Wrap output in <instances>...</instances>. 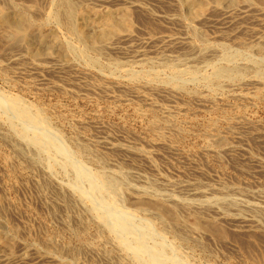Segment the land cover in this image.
Here are the masks:
<instances>
[{"label": "rangeland", "instance_id": "obj_1", "mask_svg": "<svg viewBox=\"0 0 264 264\" xmlns=\"http://www.w3.org/2000/svg\"><path fill=\"white\" fill-rule=\"evenodd\" d=\"M70 1L76 14L69 23L61 0H0L1 9L26 7L60 41L47 50L36 27L17 45L0 28V42L6 41L0 44V264H264V0H205V15L196 19L183 0ZM93 8L129 12L100 50L77 33L78 17ZM32 46L42 54L32 56ZM15 95L33 114L41 108L44 121H27L13 114L14 104L1 105ZM98 175L118 182L101 189ZM141 185L188 230L167 214L125 215L139 207L132 191ZM195 190L210 192L203 199ZM252 203L262 208L240 210ZM117 211L124 220L131 216L124 230L111 218ZM240 214L257 225L240 222Z\"/></svg>", "mask_w": 264, "mask_h": 264}, {"label": "bare ground", "instance_id": "obj_2", "mask_svg": "<svg viewBox=\"0 0 264 264\" xmlns=\"http://www.w3.org/2000/svg\"><path fill=\"white\" fill-rule=\"evenodd\" d=\"M223 0H213V2L216 4V5H218L219 3H221ZM61 2L62 3H60L61 5H63V10H62V13L64 14V16L66 17V19L65 18H62V20L63 19H65L67 22H69L70 23V21L74 18L73 16H74V14H76V12H75V7L76 6H73L72 5V3H70L71 1L70 0H61ZM183 2H184V6L188 9V11H189V15H190V17L192 18V19H196V18H199V17H202V16H204L205 15V8L208 6V2H206L205 0H183ZM232 2H237V3H240V2H248L247 0H232ZM75 4V3H74ZM24 5V4H23ZM11 6H12V10H9V8L8 7H10V6H8L6 9L7 10H5V9H1L0 8V28H2L3 29V34H2V37L5 39V40H7V42H10V43H12V42H17L16 44L18 45V44H21V43H19V42H21V41H23L25 38H26V31L29 29V28H32V29H34V30H36L35 28L37 27V31H38V35H39V43L40 44H42L41 46L42 47H44L43 45H46V46H48L46 49L47 50H52V49H49V48H52V47H55V44H57V42H60V41H57V36H55V35H57V34H55L54 33V31H52L55 35H53V33L52 34H49L48 33V35L47 34H45L44 33V31H42L41 30V25H37V23H35L31 18H30V16L28 15V13H27V9H26V7L24 8V7H20L21 6V4H19V6H17V5H13V3H11ZM30 6H31V4H30ZM33 6H35V5H33ZM216 7V6H215ZM28 8V7H27ZM32 6H31V8L29 9V11L30 10H32ZM90 7H88V9H89ZM35 8H33V10H34ZM60 9V8H59ZM87 9V10H88ZM119 10V9H118ZM37 11V10H36ZM92 11V12H91ZM90 11V13L88 12V13H81V15L78 17V18H80V20H81V27L79 28L78 26V30H77V33H78V36H79V39L81 38L82 40H90V42H91V45H92V48L91 49H94V48H99V50L101 49V48H103L104 46H106L107 45V39H109V37H111V36H113V37H115L114 35H118L117 34V32L119 31V29H120V25L122 24V19L121 18H124V17H126V16H128V18H129V15H128V13L129 12H127L126 10H124V9H122V10H120L121 12H117V11H114V9L113 10H102V11H99V10H96L95 8H93V10H91ZM60 12V11H59ZM58 12V14H60ZM78 12V11H77ZM31 13H33V12H31ZM62 17V16H61ZM121 17V18H120ZM48 19V18H47ZM41 20V19H40ZM49 20V19H48ZM75 20H76V18H75ZM79 20V19H78ZM46 21V20H45ZM64 21V20H63ZM66 22V23H67ZM75 22V21H74ZM80 22V21H79ZM41 23V22H40ZM65 23V24H66ZM77 23V22H76ZM44 24H46V23H44ZM72 24V23H71ZM80 24V23H79ZM68 25H70V24H68ZM123 28H126L125 27V25L123 26ZM122 28V29H123ZM71 29V28H70ZM89 29H95V34H90L91 33V31L92 30H89ZM47 30V29H46ZM45 30V31H46ZM90 31V32H89ZM31 32V31H30ZM34 32V31H33ZM33 32H31V33H33ZM72 32H73V30H72ZM75 32V31H74ZM2 32H0V34H1ZM35 33V32H34ZM33 33V34H34ZM47 33V32H46ZM29 34V33H28ZM74 34V33H73ZM76 34V33H75ZM31 35V34H30ZM126 35H128V34H123V35H120L121 37L122 36H126ZM29 36V35H28ZM77 36V35H76ZM2 37H0V40H1V38ZM113 37H111V38H113ZM2 38V39H3ZM28 38V37H27ZM26 38V39H27ZM4 40V41H5ZM30 40V39H29ZM81 40V41H82ZM4 41H1L0 42V44L1 45H3L5 42ZM12 41V42H11ZM38 41V40H37ZM97 41H100V43H101V45L100 46H98L97 45ZM4 42V43H3ZM26 42V41H25ZM28 42V41H27ZM83 42V41H82ZM87 42H89V41H87ZM15 43H13L12 45H14ZM6 44V43H5ZM9 44V43H8ZM16 44H15V46H16ZM31 44H32V42H31ZM31 44H30V46H31ZM88 44H90V43H88ZM11 45V44H10ZM59 45V44H58ZM61 45V44H60ZM63 45V44H62ZM5 46V45H4ZM30 46H28L29 47V49H30ZM90 46V45H89ZM27 47V48H28ZM61 47V46H60ZM130 47H132V46H130ZM7 48V47H6ZM34 48H35V46H34ZM39 48V47H38ZM37 47H36V49H33V46H32V52H31V54H33L32 56H34L35 54H37V56H40V49H38ZM57 48V47H56ZM71 48V47H70ZM129 48V47H128ZM43 49H45V48H43ZM59 49V48H58ZM63 49V48H62ZM61 50V49H60ZM98 50V49H97ZM43 51V50H42ZM69 51V50H68ZM82 51H84V50H82ZM50 52V51H49ZM64 52V49H63V51H62V54H64L63 53ZM66 52H67V50H66ZM137 52H139V51H137ZM83 53V52H82ZM85 53V52H84ZM39 54V55H38ZM41 54H42V52H41ZM49 54V53H48ZM51 54V53H50ZM66 54V53H65ZM67 55V54H66ZM14 56V55H13ZM13 56H12V58H13ZM36 56V55H35ZM65 57V56H64ZM13 59H16L17 60V57L15 58H13ZM13 59H11V60H13ZM1 65V64H0ZM221 71H222V69H220ZM225 70V69H224ZM220 72V71H219ZM219 72H215V74L216 73H219ZM223 73H226V72H224V71H222ZM221 73V72H220ZM219 73V74H220ZM240 73V72H239ZM218 74V75H219ZM237 74V73H236ZM212 76H215V75H212ZM222 76V75H221ZM220 76V77H221ZM239 76V75H238ZM150 77V76H149ZM219 77V76H218ZM219 77V78H220ZM223 77V76H222ZM210 78H211V76H210ZM218 78V79H219ZM216 79V78H215ZM214 81V80H213ZM216 81H217V79H216ZM215 82V81H214ZM260 83H262V82H260ZM218 84V83H217ZM179 85V84H178ZM262 85H263V83H262ZM177 86V85H176ZM183 87H184V85H183ZM2 96V95H1ZM16 96V95H15ZM7 97V96H6ZM9 98V97H8ZM7 98V99H8ZM1 99V98H0ZM3 99V98H2ZM1 101V100H0ZM3 101H6V100H3ZM20 101H22V100H20L19 99V96H18V98H17V96L16 97H12V96H10V98L7 100V102H1V105L3 106V105H5V104H7V105H9L10 107L12 106V104H14V106H16L15 108H13V114L15 115H17V116H19V117H22V118H26L27 119V121L29 120V121H36V122H39V121H42L41 119V114L42 113H40L39 111L41 110L42 111V109L40 108V110L38 111H36L35 112V114H33V110L31 109V107H29V106H31V105H22L21 104V102ZM6 106V105H5ZM12 108V107H11ZM1 109V108H0ZM5 110H6V108H5ZM9 109H7L6 111H7V113L8 112H10V110L8 111ZM6 111H5V113H6ZM35 111V110H34ZM6 113V114H7ZM10 114L11 113H8V117H12V118H14V115H11L10 116ZM11 118V119H12ZM18 118V117H17ZM9 119V118H8ZM10 119V120H11ZM9 120V121H10ZM26 121V122H27ZM43 121H44V119H43ZM42 121V122H43ZM12 122V121H11ZM47 123V122H46ZM11 125H13V124H11ZM36 125H38V124H36ZM35 125V126H36ZM34 126V127H35ZM41 126V125H40ZM42 126H44V125H42ZM38 127V126H37ZM36 128V127H35ZM39 128V127H38ZM41 128V127H40ZM43 128V127H42ZM42 128H41V130H42ZM16 129V128H15ZM14 129V130H15ZM17 130V129H16ZM16 130H15V133H16ZM44 130V129H43ZM38 131V130H37ZM39 132H40V130H39ZM47 132H43V134H46ZM21 135H23V133H21ZM37 135H39L38 133H37ZM46 135H48V134H46ZM26 136V135H25ZM28 136V135H27ZM19 137V136H18ZM22 137H24V135L22 136ZM219 137V136H218ZM25 139L27 138L28 139V141H29V138L28 137H24ZM49 138V137H48ZM51 139V138H50ZM20 140V139H19ZM22 140V142H23V140L24 139H21ZM31 140V139H30ZM34 139H32L31 141H33ZM39 140L41 141V142H43V143H50V141L46 138V137H44V136H41V137H39ZM39 140L37 141V142H39ZM216 140V139H215ZM218 142L219 141H221V140H217ZM35 142V141H34ZM33 142V143H34ZM18 143V142H17ZM27 144L26 143V141H24L22 144L23 145H25V144ZM29 143V142H28ZM43 143H42V145H43ZM19 144V143H18ZM22 144H19V145H22ZM31 143H29V145H30ZM32 145V144H31ZM34 145H36V142L34 143ZM37 145H39L40 146V142L39 143H37ZM57 145H59V144H57ZM171 145V144H170ZM169 145V146H170ZM26 146V145H25ZM172 146V145H171ZM23 147V146H22ZM34 147V146H33ZM36 147V146H35ZM112 147H117V149L119 148V149H121V150H123V151H126V152H134V153H138L139 154V150H134V149H132V147H129V146H127V145H121V146H117V145H112ZM20 148V147H19ZM24 148H27V146L26 147H24ZM44 148V147H43ZM51 149H52V147H50ZM170 148V147H169ZM173 148V147H172ZM18 149V148H17ZM16 149V150H17ZM38 149H40V148H38ZM53 149H54V146H53ZM56 149V148H55ZM58 149H60V148H58ZM171 149V148H170ZM175 149V148H174ZM232 149V148H231ZM24 150V149H23ZM54 151V150H53ZM65 151V150H64ZM67 151V150H66ZM26 152V151H25ZM24 152V153H25ZM143 152V151H142ZM22 153V152H21ZM57 153V152H56ZM141 153V152H140ZM65 154V153H64ZM24 155V154H23ZM60 155V154H59ZM66 155V154H65ZM70 155V154H69ZM145 155H146V153H145ZM64 157V156H63ZM147 157V156H146ZM68 160H70V159H68ZM51 166H53L52 164H51ZM52 169V168H51ZM112 171V170H111ZM113 171H115V170H113ZM119 171V170H118ZM120 172V171H119ZM118 172V173H119ZM122 172V171H121ZM127 172H129V171H127ZM131 172V171H130ZM123 174H125L124 172H122ZM122 173L120 174V175H122ZM109 174V173H108ZM111 174H114V175H116L115 173H111ZM87 175V174H86ZM84 173H83V176H86ZM104 175H106L105 173H104ZM126 175H128V173H126ZM142 175V174H141ZM140 175V176H141ZM112 176V175H111ZM117 176H119V174H117ZM122 176H125V175H122ZM96 178H95V185L96 186H101V189H107L111 184H116L117 182H112V181H110L109 179V177H104L103 175H98V176H95ZM114 177V176H113ZM120 177V176H119ZM84 178V177H83ZM108 178V179H107ZM122 178V177H121ZM127 178V177H126ZM138 178H140V177H138ZM80 179V178H79ZM119 179V178H118ZM123 179H125L124 177H123ZM145 179H146V177H145ZM148 179V178H147ZM81 180V179H80ZM79 180V181H80ZM83 180V179H82ZM81 180V181H82ZM122 181V180H121ZM149 181V180H148ZM112 182V183H111ZM83 183V182H82ZM92 183V182H91ZM128 183V182H127ZM168 183V182H167ZM125 184H126V182H125ZM128 184H130V183H128ZM140 184V183H139ZM139 184H137V186L139 185ZM142 184V183H141ZM94 185V184H93ZM120 185H122V182H120ZM127 185V184H126ZM131 185H133V184H131ZM134 185H136V184H134ZM144 185H146L145 183H144ZM168 185H169V183H168ZM130 186V185H129ZM172 186V185H171ZM189 186V185H188ZM61 187V186H60ZM83 187V186H82ZM132 187V186H131ZM145 187H147V185L145 186ZM143 185H141V187H138V188H135V190L134 191H132V192H135V194H136V196H137V200H138V202H139V207L136 209L135 208V210H129V211H127V209L125 210L126 212H125V215L126 214H132V215H134L135 214V212H138L139 211V213H140V211H144V212H146V213H149V212H151V213H154V214H157V215H159V216H161L162 218H163V216L164 215H166L167 214V207L165 208L164 207V205L163 204H161V203H158V201H153L152 199H154L155 198V196L154 195H152L154 198H152L151 196H150V192L148 193V191H149V189H148V191H147V189L145 188ZM192 187V186H191ZM126 188V187H125ZM125 188H123V190L125 189ZM78 189H79V187H78ZM82 189V188H81ZM101 189H98V190H101ZM130 189H132V188H130ZM130 189H128V190H130ZM150 189H153V188H150ZM196 189H202V188H196ZM97 190V189H96ZM123 190H121V192L123 191ZM158 191V190H157ZM207 191H209V190H207ZM207 191H205V190H195L194 191V195H200V197L202 196L203 197V199H205V196H207L208 195V193H207ZM99 192V191H98ZM105 192L106 191H104V194H103V197H104V195H105ZM128 192V191H127ZM130 192V191H129ZM160 192H163V191H160ZM191 192H192V190H191ZM210 192V191H209ZM89 193H90V191H89ZM88 193V194H89ZM95 193V192H94ZM153 193V192H152ZM164 193V192H163ZM166 193H167V191H166ZM169 193V192H168ZM193 193V192H192ZM99 194V193H98ZM102 194V193H101ZM165 194V193H164ZM164 194H161L160 193V195H164ZM173 194V193H172ZM80 195H81V193H80ZM89 195H91V194H89ZM88 195V196H89ZM93 195V194H92ZM94 195H96V194H94ZM100 195V194H99ZM157 195H159L158 193H157ZM168 195V194H167ZM78 196V195H77ZM81 196H84L83 195V193H82V195ZM86 196V195H85ZM87 196V198H89ZM169 196H171V195H169ZM72 197H74V196H72ZM92 199H94L92 196H90ZM101 197V196H100ZM158 197V196H157ZM161 197V196H160ZM165 197H167L166 195H165ZM164 197V198H165ZM173 197V196H172ZM209 197H210V195H209ZM208 197V198H209ZM86 198V199H87ZM136 198V197H135ZM151 198V199H150ZM169 198V197H168ZM193 198V197H192ZM194 198H195V196H194ZM208 198H207V201H208ZM217 197H215V200H217V202L218 201H220V200H218V199H216ZM225 197H223V199H224ZM233 198V197H232ZM80 199V198H79ZM85 199V198H84ZM83 199V200H84ZM92 199H90V200H92ZM95 199H97V198H95ZM166 199V198H165ZM170 199V198H169ZM229 199V198H228ZM237 200H238V198H236ZM242 199V198H241ZM241 199H239V200H241ZM77 200V199H76ZM114 200V199H113ZM113 200H111L110 201V203L109 204H111L112 206H111V209H114V208H112V207H115L116 208V210H118V211H120L121 209H119L117 206H116V204H115V202L113 201ZM155 200V199H154ZM171 201H169L168 199H166V201L168 202H171L170 204L172 205V203H174V202H172V199H170ZM180 200H182L181 198H180ZM192 200V199H191ZM196 200V199H195ZM230 200V199H229ZM233 201H234V199H232ZM79 201V200H78ZM77 201V202H78ZM81 201H82V199H81ZM87 201V200H86ZM94 201V200H93ZM96 201V200H95ZM165 201V200H164ZM193 201V200H192ZM200 201H201V199H200ZM199 201V202H200ZM224 201V200H223ZM84 202H85V200H84ZM183 202V201H182ZM196 201H194V203H195ZM202 202V204H203V201H201ZM201 202H200V204H201ZM216 202V201H215ZM216 202V203H217ZM227 202V201H226ZM240 202V201H239ZM243 202V201H242ZM247 202V201H246ZM250 202V201H249ZM248 202V203H249ZM256 202H258V201H256ZM96 203H98V201L96 202ZM100 203V202H99ZM98 203V204H99ZM107 203V204H108ZM117 203V202H116ZM177 203V202H176ZM176 203H174L173 205H175ZM185 203H189V202H185ZM193 203V202H192ZM197 203V202H196ZM196 203H195V205H196ZM206 203V202H205ZM208 203H209V201H208ZM210 203H211V201H210ZM213 203V202H212ZM223 203H225V201L223 202ZM232 203V202H231ZM102 204V203H101ZM179 204H181L180 202H179ZM199 204V203H198ZM201 204V205H202ZM214 204V203H213ZM218 204V203H217ZM222 204V203H221ZM220 204V205H221ZM225 204H227L228 205V203H225ZM237 204H238V202H237ZM237 204H235L236 206H237ZM243 204V203H242ZM168 205V204H167ZM177 205V204H176ZM183 205V204H182ZM185 205V204H184ZM188 206H191L190 204H187ZM193 205V204H192ZM210 204H208V206H209ZM220 205H216L218 208H219V206ZM231 205V204H230ZM229 205V206H230ZM260 205H262V204H260ZM105 206V205H104ZM186 206V205H185ZM184 206V207H185ZM207 206V205H206ZM208 206H207V208H208ZM211 206V205H210ZM209 206V207H210ZM213 207H215L214 205H212ZM222 206V205H221ZM243 206V205H242ZM241 206V207H242ZM246 208H244V209H240L241 211H243V210H246V209H248L249 211H258V210H260V208H262V207H259L258 206V204H255V203H252V204H249V205H244ZM263 206V205H262ZM1 207V206H0ZM174 207V206H173ZM183 207V206H182ZM200 207V206H199ZM198 207V208H199ZM203 207V206H202ZM105 208V207H104ZM169 208H170V206H169ZM175 208H177V206L175 207ZM191 208V207H190ZM194 208H195V206H194ZM206 208V209H207ZM211 208V207H210ZM221 208V207H220ZM227 208H228V206H227ZM227 208H225V209H227ZM230 208V207H229ZM228 208V209H229ZM92 209V208H91ZM98 209V208H97ZM111 209L109 208V210L111 211ZM186 209H187V206H186ZM185 209V210H186ZM189 209V208H188ZM192 209H193V206H192ZM201 209V208H200ZM205 209V208H204ZM0 210H2V209H0ZM105 210V209H104ZM107 210H108V207H107ZM116 210H114V211H116ZM171 210V209H170ZM197 210V209H196ZM208 210H211V209H208ZM224 210V209H223ZM229 210H231V209H229ZM247 210V211H248ZM264 210V209H263ZM98 211V210H97ZM97 211H95V212H97ZM110 211H107V213L109 212V214H110ZM113 211V212H114ZM117 211V213L116 214H112L110 217L114 220L113 222H114V226L116 227V228H118V230H120V229H126L127 228V225H126V221L127 220H129L130 219V217L127 219V220H124V218H125V216H123L122 214H121V211H120V213ZM172 211V210H171ZM190 211V210H189ZM194 211V210H193ZM207 211V210H206ZM205 211V212H206ZM214 211V210H213ZM234 211H236L235 209H234ZM92 212H93V209H92ZM102 212V211H101ZM104 212H106V211H104ZM112 212V211H111ZM123 212V211H122ZM143 212V213H144ZM198 212H200V213H202L203 211H200V210H198ZM205 212H203V213H205ZM240 212V211H239ZM246 212V211H245ZM260 212V211H259ZM121 214L122 215V217H124L123 219L121 218V215H119V214ZM170 213H172V212H170ZM199 213V214H200ZM217 213V212H216ZM225 212H222L221 211V213H219L218 215H223ZM236 213V212H235ZM254 213V212H253ZM258 213V212H257ZM93 214V213H92ZM97 214V213H96ZM103 214H105V213H103ZM119 216H118V215ZM242 214V213H241ZM240 214V216H238V218L240 219V222H242V223H250L251 225H253V224H255V223H257V222H255V220L253 219V218H250V217H245L244 215H241ZM252 214V213H251ZM99 215V214H98ZM101 215V214H100ZM172 215V216H171ZM167 214V216L169 217H171V219H172V221L174 222V223H172V224H175V225H177L178 226V228L180 229H187L188 228V226H186L185 224H183V222H181V221H179L180 219H179V217L176 215H174V214ZM235 215V214H234ZM236 215H239L238 213L236 214ZM247 215V214H246ZM95 216V215H94ZM102 216V215H101ZM100 216V217H101ZM106 216H107V214H106ZM136 216V215H135ZM217 216V215H216ZM252 216V215H251ZM96 217H98V216H96ZM103 217V216H102ZM109 217V218H110ZM177 217V218H176ZM252 217H254V215L252 216ZM99 218V217H98ZM105 217H103L102 219H104ZM108 218V217H107ZM133 218V217H132ZM161 218V219H162ZM221 218V217H220ZM227 218V217H226ZM101 219V220H102ZM106 219V218H105ZM112 219H110V220H112ZM126 219V218H125ZM235 219V218H234ZM109 220V219H108ZM164 220V219H163ZM166 220V219H165ZM98 221H100V220H98ZM168 221H170V220H168ZM167 221V222H168ZM201 221V220H200ZM217 220H215V222H216ZM230 221V220H229ZM102 222H103V220H102ZM107 222V221H106ZM198 222V221H197ZM108 223H111V222H108ZM144 223V222H143ZM196 223V222H195ZM204 223V222H203ZM206 223V222H205ZM208 223V225H209V222H207ZM217 223H218V221H217ZM129 224V223H128ZM130 224H131V222H130ZM147 224V223H146ZM197 225H199L198 227H200V226H203L202 224H201V222H199V223H196ZM148 225V224H147ZM214 225V224H213ZM257 224H255V226H256ZM263 225V224H262ZM1 226H3V225H1ZM112 226V225H111ZM132 226H134V225H132ZM131 225H130V227H132ZM136 226H139V225H136ZM143 226H146V225H143ZM113 227V226H112ZM112 227H110L111 229H112ZM148 227H150L149 225H148ZM187 227V228H186ZM206 227V226H205ZM252 227V226H251ZM5 228V227H4ZM3 228V229H4ZM106 228V227H105ZM114 228V227H113ZM134 228H136V227H134ZM141 228V227H140ZM204 228V227H203ZM208 228H209V226H208ZM219 228H221V227H219ZM218 228V229H219ZM7 229V228H6ZM111 229H109V230H111ZM137 229V228H136ZM180 229V230H181ZM197 228H195V229H193V228H189V230H191L192 232H196L195 230H196ZM205 229V228H204ZM259 229H260V227H259ZM5 230V229H4ZM114 230V229H113ZM117 230V229H116ZM118 230L116 231V232H118ZM148 230H149V228H148ZM188 230V229H187ZM206 230V229H205ZM252 230H254V229H252ZM137 232H135V233H138V235L140 234L139 233V231H141V230H136ZM142 231H144V230H142ZM146 231H147V229H146ZM186 231V230H185ZM219 231V230H218ZM217 231V232H218ZM223 231V230H222ZM110 232H113V231H110ZM114 232H115V230H114ZM124 233H125V231H123ZM127 232V231H126ZM212 232V231H211ZM220 232V231H219ZM133 233V232H132ZM147 233V232H146ZM145 233V234H146ZM210 233V232H209ZM143 234V233H142ZM198 234H200V233H198L197 232V234H195V235H197L198 236ZM206 234V233H205ZM225 234V233H224ZM223 234V235H224ZM227 234V233H226ZM118 235V234H117ZM127 235H129V234H127ZM126 235V236H127ZM130 235H132V234H130ZM129 235V236H130ZM133 235H135V234H133ZM146 235H148V234H146ZM185 235V234H184ZM192 235V234H191ZM116 236V235H115ZM140 236H142V235H140ZM139 236V237H140ZM145 236V235H144ZM225 236V235H224ZM227 236V235H226ZM125 237V236H124ZM138 237V238H139ZM223 237V236H222ZM264 237V236H263ZM2 238H4V237H2ZM118 238V237H117ZM120 238V237H119ZM121 238H122V235H121ZM127 238V237H126ZM125 238V239H126ZM138 238H136V239H138ZM140 238H142V237H140ZM139 238V239H140ZM114 239V238H113ZM144 239H146L145 237H144ZM147 239H148V236H147ZM146 239V240H147ZM124 240V239H123ZM131 240H135L134 239V237H133V239H131ZM143 240V239H142ZM122 241V240H121ZM127 241V240H126ZM129 241V240H128ZM132 241V242H133ZM136 241V240H135ZM148 241V240H147ZM196 241V240H195ZM117 242V241H116ZM130 243H131V241H129ZM139 242H141V239L139 240ZM146 242V241H145ZM200 242V241H199ZM120 243V242H119ZM133 243H136V242H133ZM142 243H144V241L142 242ZM139 244V243H138ZM146 244H147V242H146ZM146 244H144V245H146ZM118 245H120V246H123L124 245V243H123V245H121V244H118ZM117 245V246H118ZM131 245V244H130ZM133 245H135V244H133ZM133 245H131V246H133ZM136 245H137V243H136ZM140 245H142V244H140ZM68 246V245H67ZM127 246V245H126ZM143 246V245H142ZM69 247V246H68ZM119 247V246H118ZM130 247V246H129ZM138 248H139V250H140V248H143V249H145L147 246H143V247H140V246H137ZM135 248L136 250L138 249V248ZM62 248V247H61ZM123 249V248H122ZM129 250L130 248H126L125 250ZM133 249V248H132ZM131 249V250H132ZM159 249V248H158ZM127 250V251H128ZM148 250V249H147ZM155 250H157V249H155ZM154 250V251H155ZM127 251H125V252H127ZM141 251V250H140ZM158 251V250H157ZM124 252V253H125ZM142 252V251H141ZM149 253V252H148ZM156 253H161L160 251H158V252H156ZM155 253V254H156ZM141 254V253H140ZM154 254V253H153ZM162 254V253H161ZM141 255H143V254H141ZM129 256V255H128ZM132 256V255H131ZM145 256V255H144ZM146 256H147V254H146ZM145 256V257H146ZM160 256V255H159ZM161 256H163V255H161ZM168 256V255H167ZM166 256V257H167ZM148 257H150V256H148ZM165 257V258H166ZM158 258V257H157ZM172 259L173 258H175V256L174 257H171ZM134 259H137V258H134ZM167 259V258H166ZM169 259V258H168ZM167 259V260H168ZM67 260V259H66ZM139 260V259H138ZM147 260V259H146ZM149 260V259H148ZM175 260H177V258H175ZM145 261V260H144ZM155 261V260H154ZM164 261H166V260H164ZM169 261V260H168ZM171 262V261H170ZM175 262V264L177 263H179L178 261H174ZM174 262H172L171 264H173ZM167 263V262H166ZM161 264H163V262L161 263Z\"/></svg>", "mask_w": 264, "mask_h": 264}]
</instances>
